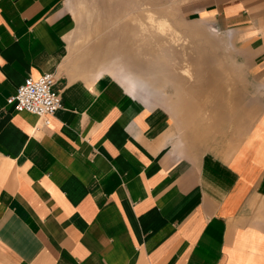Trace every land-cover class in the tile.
Here are the masks:
<instances>
[{
	"label": "crops",
	"instance_id": "1",
	"mask_svg": "<svg viewBox=\"0 0 264 264\" xmlns=\"http://www.w3.org/2000/svg\"><path fill=\"white\" fill-rule=\"evenodd\" d=\"M188 11L236 63L163 107L94 78L68 0H0V264H264V0ZM45 73L48 126L7 104Z\"/></svg>",
	"mask_w": 264,
	"mask_h": 264
},
{
	"label": "rangeland",
	"instance_id": "2",
	"mask_svg": "<svg viewBox=\"0 0 264 264\" xmlns=\"http://www.w3.org/2000/svg\"><path fill=\"white\" fill-rule=\"evenodd\" d=\"M193 1L68 0L76 22L72 42L94 78L106 73L127 89L129 73L135 74L141 80L136 98L164 107L182 95L180 88L170 86L176 81L187 79L197 92L208 84L200 74L215 76L209 84L224 83L229 76L222 74L221 79L219 65L236 63L231 55L216 54L226 50L216 41L213 28L189 14ZM198 59L208 61L205 69L191 64ZM150 69L156 72L151 81ZM186 69L190 73L185 74ZM256 221L264 225V196Z\"/></svg>",
	"mask_w": 264,
	"mask_h": 264
},
{
	"label": "built area",
	"instance_id": "3",
	"mask_svg": "<svg viewBox=\"0 0 264 264\" xmlns=\"http://www.w3.org/2000/svg\"><path fill=\"white\" fill-rule=\"evenodd\" d=\"M55 82L53 73H45L39 78L28 77L7 99V104L18 113L27 112L37 116L48 126L51 117L63 107L61 95L54 89Z\"/></svg>",
	"mask_w": 264,
	"mask_h": 264
},
{
	"label": "bare ground",
	"instance_id": "4",
	"mask_svg": "<svg viewBox=\"0 0 264 264\" xmlns=\"http://www.w3.org/2000/svg\"><path fill=\"white\" fill-rule=\"evenodd\" d=\"M128 76L130 84L127 85V88H129V91L133 94L137 93L141 89V80L134 74H130Z\"/></svg>",
	"mask_w": 264,
	"mask_h": 264
}]
</instances>
